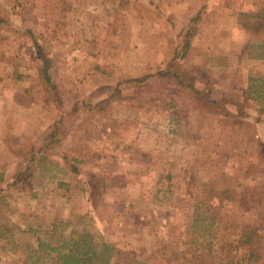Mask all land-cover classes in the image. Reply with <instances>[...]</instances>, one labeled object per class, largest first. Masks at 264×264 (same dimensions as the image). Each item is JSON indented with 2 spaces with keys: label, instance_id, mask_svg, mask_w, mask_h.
I'll list each match as a JSON object with an SVG mask.
<instances>
[{
  "label": "rangeland",
  "instance_id": "374dc122",
  "mask_svg": "<svg viewBox=\"0 0 264 264\" xmlns=\"http://www.w3.org/2000/svg\"><path fill=\"white\" fill-rule=\"evenodd\" d=\"M250 10L264 0H0V186L26 158L16 150L76 102L109 98L104 111L132 121L113 136L86 107L60 120V150L84 160L81 172L56 149L28 183L5 186L0 264H26L60 221L115 244L111 264H264V31L245 25ZM196 14L186 63L209 71L217 96L247 102L241 121L203 114L157 77L121 82L165 67ZM35 40L63 108L25 92L41 63Z\"/></svg>",
  "mask_w": 264,
  "mask_h": 264
},
{
  "label": "trees",
  "instance_id": "16d2710c",
  "mask_svg": "<svg viewBox=\"0 0 264 264\" xmlns=\"http://www.w3.org/2000/svg\"><path fill=\"white\" fill-rule=\"evenodd\" d=\"M251 16L254 18L253 22L245 24L252 25L257 31H264V11L250 10L241 13V16ZM200 14L190 19V25L183 31L182 40L175 45L173 54L165 67L158 69L154 73H146L139 77H130L121 82L142 85L150 79L157 77L162 83L168 81L169 83L182 87V92L189 91L192 104L197 107L203 114H216L220 116L233 117L236 121H241L248 114L247 102L234 99L232 97L223 95L217 96L214 92L215 79L205 70L204 76H199L194 69L190 68L186 61L189 58L192 50V39L196 28L193 26L194 22L200 19ZM4 18L0 16V23ZM244 21V20H242ZM36 47L39 51L41 63L37 66L36 83L25 89L27 95L32 99L42 98L44 101L53 103L58 107L63 108L62 97L58 90V85L52 74V59L45 52L44 47L35 40ZM264 43H260L259 47H263ZM264 57V54H259ZM119 82V86L120 83ZM258 88V99L262 96L264 91ZM119 90V88H117ZM109 98H104L99 101L92 102H76L71 109H65L61 113V119L69 113L77 115L80 113L82 107H86L91 115L98 114L104 117V126L109 130V135L119 136L120 131H128L130 124L129 119H120L110 113L105 112ZM176 98H171V106L175 107ZM261 110H263L261 108ZM90 116H86L85 120ZM60 119V120H61ZM56 120L52 129L45 133L38 142H31L23 146V148L16 150L18 155L25 154L26 158L20 162L19 168L12 175L10 181L5 182L6 188L13 186L21 187L23 183L33 178L29 177V173L36 170L41 164L52 162L51 151L57 149L61 151L62 159L66 167L74 173L79 175L81 172L80 165L84 163L82 158L63 152L61 148L60 134L62 132L61 122ZM24 150V152H22ZM3 181V177L0 176ZM61 185H67L66 182H60ZM27 185V184H24ZM5 186H0V207L4 199ZM70 223L65 221L54 222L50 229L46 231L44 237L37 236L34 242V247L25 259L26 264H111L112 259L118 252L115 244L105 240L97 239L95 234L88 229H69ZM37 231V230H36ZM254 251L250 253V259L256 258Z\"/></svg>",
  "mask_w": 264,
  "mask_h": 264
}]
</instances>
